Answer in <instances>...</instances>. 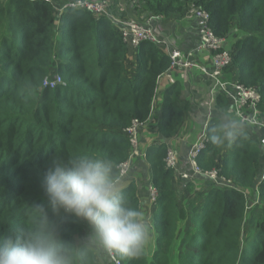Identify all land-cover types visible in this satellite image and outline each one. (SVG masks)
<instances>
[{"label": "trees", "instance_id": "16d2710c", "mask_svg": "<svg viewBox=\"0 0 264 264\" xmlns=\"http://www.w3.org/2000/svg\"><path fill=\"white\" fill-rule=\"evenodd\" d=\"M117 1L110 4L116 16ZM128 1L156 16L182 15L192 6L206 10L217 37L234 36L230 67L240 84L260 91L264 114V0ZM158 46L145 41L133 49L117 24L85 9L58 15L46 0H0V239L26 222L34 205L46 208L66 243H77L90 232L86 221L52 212L46 174L57 153L65 159L99 154L118 166L129 158L125 129L134 119L147 121L159 78L170 70L168 53ZM55 74L66 85L44 86V79ZM181 94L179 83L164 93L158 131L165 138L173 137L183 122ZM217 100L229 105L223 94ZM209 124L199 165L216 170L232 186L208 180L203 195L180 197L182 202L175 173L165 166L167 146L149 147L152 184L159 190L152 222L156 246L139 259L117 257L123 264H264V181L255 205L262 204L261 213H246L264 170L260 138L249 135L231 147H217L210 140L216 119ZM193 188L189 183L186 192ZM123 189L131 206L141 210L136 185ZM83 264L111 263L90 255Z\"/></svg>", "mask_w": 264, "mask_h": 264}, {"label": "clouds", "instance_id": "9594fccd", "mask_svg": "<svg viewBox=\"0 0 264 264\" xmlns=\"http://www.w3.org/2000/svg\"><path fill=\"white\" fill-rule=\"evenodd\" d=\"M215 119L210 140L217 147H231L248 139L249 129L255 131V124L232 109H217ZM44 187L57 217L62 211L71 214L86 221L90 232L77 243H66L46 208L34 205L27 221L0 239V264H83L90 255L135 260L146 254L152 225L142 210L131 206L113 159L99 154L65 159L57 153Z\"/></svg>", "mask_w": 264, "mask_h": 264}, {"label": "crops", "instance_id": "0c3cea01", "mask_svg": "<svg viewBox=\"0 0 264 264\" xmlns=\"http://www.w3.org/2000/svg\"><path fill=\"white\" fill-rule=\"evenodd\" d=\"M68 1V0H67ZM115 5V11L118 16H126L133 19L145 20L144 23L150 19L151 25L155 28L157 36L163 42L157 43L158 47L163 48L169 55V50L176 48L181 50L184 56H189L195 53V50L200 45V28L199 20L187 10L184 14H170L168 16L150 15L143 9H136L134 5L128 0H118ZM234 36L226 39L225 45L229 44L230 48L234 41ZM130 46V45H129ZM132 47V46H131ZM133 49H136L132 47ZM196 55V54H195ZM195 59L201 65L210 68L212 66L211 53L204 52L197 54ZM135 60L134 50H131L128 57V63L132 66ZM228 69H232L228 71ZM227 76L238 81L236 77L235 68L230 66L226 69ZM173 83H179L182 89L181 105L184 107V117L178 132L171 138L163 137L158 131V124L161 119V105L163 103V96L165 91L170 88ZM213 99V108H207L209 101ZM226 108L232 109L229 105L227 107L218 104L217 96L210 93V80L206 74L198 70H184L174 69L169 70L166 74L159 78L156 96L152 103L151 114L147 121L140 129V148L142 155L136 158L133 162L132 168L126 178L123 179V188L128 187L129 184L134 183L138 189V196L141 202V210L145 213L146 218L153 222V217L156 212L155 206L151 204L150 186L152 184V173L147 162V149L153 145L165 144L167 149L172 148L178 154V168L175 173V190L180 197H199L203 195V191L209 185L211 179L207 176H198L192 180H183L181 174L190 171L187 155L192 144L198 139L204 124L207 122V116L210 113L212 118H215L217 109ZM264 115L263 113H261ZM210 122V121H209ZM249 129V135L254 139L261 141L262 131ZM129 159V158H128ZM209 180V181H208ZM212 181V180H211ZM192 183L194 188L186 192L187 185ZM211 184V183H210ZM180 200H182L180 198ZM182 202H185L182 200ZM87 223V222H86ZM152 239L146 252L155 249L154 243L157 233L152 227ZM109 260V259H108ZM109 263L113 264L110 260Z\"/></svg>", "mask_w": 264, "mask_h": 264}, {"label": "built area", "instance_id": "2783aa9c", "mask_svg": "<svg viewBox=\"0 0 264 264\" xmlns=\"http://www.w3.org/2000/svg\"><path fill=\"white\" fill-rule=\"evenodd\" d=\"M46 1L52 4L58 15L62 14L67 9H85L93 12L96 16H106L120 27L124 41L134 48L139 47L140 44L145 41L155 43L163 42L157 36L155 28L151 26L152 20L149 19L148 22L144 24L133 18H120L112 12L110 8L111 0H69L64 4H59L55 0ZM191 10L193 15L199 20L201 36L200 45L195 50V53H192L189 56H184L179 49H170V69H194L206 74L210 80L211 95L216 97L218 94H223L228 97L232 110L238 111L240 117L249 119L252 124H255V129L262 131L261 145L264 152V143H262V141H264V128L259 127V125L264 124V115H262L259 110V102H261L262 99L260 91L254 87H246L225 75L224 69L230 66L233 62L231 52L225 47L226 39L217 37L216 33L210 26V14L206 10L197 6H192ZM204 52L211 53L212 66L210 68L201 65L195 59L197 54H202ZM58 84H64V81L59 74L53 75L52 78L46 77L44 80L45 86L55 87ZM213 107V99L211 97L207 108ZM211 116L212 115L209 113L207 116V122L204 124L198 139L192 144L188 151L187 160L190 166V171L182 173L181 177L185 180H192L195 177L203 175L207 176L217 185L232 186L231 181L224 177H220L216 170L203 171L202 167L199 165V159L209 143L208 129L210 127L209 121H211ZM143 125L144 122L139 119H134L131 125L125 129V134L128 136L131 144V153L129 159L119 165V168L123 173V179L128 176L134 160L141 156L140 129ZM165 163L168 168L173 169L174 171L177 170L178 154L176 150L172 148L168 149ZM263 181L264 170L254 188L255 197L250 199L247 209L250 208L251 203H257L259 201V186ZM149 191L151 204L153 205L158 200L159 191L153 186H150ZM246 195L248 197L247 193ZM114 262L115 264H123L117 257L114 258Z\"/></svg>", "mask_w": 264, "mask_h": 264}, {"label": "rangeland", "instance_id": "374dc122", "mask_svg": "<svg viewBox=\"0 0 264 264\" xmlns=\"http://www.w3.org/2000/svg\"><path fill=\"white\" fill-rule=\"evenodd\" d=\"M127 18H129V17H127ZM136 20L137 21H139L140 23H144L145 22V20L144 21H142V20H140V19H138V18H136ZM148 22V21H147ZM144 24H146V23H144ZM152 26V25H151ZM232 43V42H231ZM228 45L229 44H227V45H225V47H226V49H229V47H228ZM260 202V200L257 202V203H255V202H253V203H251V206H250V208L247 210V216L250 214V212H255V213H258V212H260V210L263 208V206H262V204L261 205H259V206H257V207H255V205L256 204H258ZM262 211V210H261ZM261 213V212H260ZM151 225H152V227H153V224H152V222H151ZM153 230H154V228H153ZM155 231V230H154ZM154 245H156V242L154 243ZM151 253V251L150 252H148V254H150Z\"/></svg>", "mask_w": 264, "mask_h": 264}, {"label": "bare ground", "instance_id": "6f19581e", "mask_svg": "<svg viewBox=\"0 0 264 264\" xmlns=\"http://www.w3.org/2000/svg\"><path fill=\"white\" fill-rule=\"evenodd\" d=\"M69 1V0H68ZM191 13L193 14V12H192V10H191ZM199 28H200V25H199ZM200 32V31H199ZM201 37V36H200ZM200 42H201V39H200ZM169 58H170V55H169ZM212 60V59H211ZM170 63H171V60H170ZM229 67V66H228ZM228 67H226L225 69H224V73H225V75H227V73H226V69L228 68ZM53 77V76H52ZM52 77H49L48 76V78H52ZM45 80V79H44ZM43 85H44V81H43ZM58 85H62V86H65L66 84H65V82H64V84H58ZM57 85V86H58ZM45 86V85H44ZM50 87V86H49ZM52 88V87H51ZM261 112V111H260ZM260 144H261V141H260ZM130 146H131V144H130ZM262 146V145H261ZM167 151H168V149H167ZM166 154H167V152H166ZM141 155H142V153H141ZM166 157V156H165ZM165 157H164V162H165ZM165 166H166V163H165ZM166 168L167 169H170V168H168L167 166H166ZM204 171V170H203ZM210 171H212V170H210ZM203 176V175H202ZM208 178V177H207ZM183 179V178H182ZM183 180H185V179H183ZM185 181H187V180H185ZM153 187H155V186H153ZM158 190V189H157ZM159 191V190H158ZM150 192V191H149ZM113 264H115V262H114V259L113 258H108Z\"/></svg>", "mask_w": 264, "mask_h": 264}]
</instances>
